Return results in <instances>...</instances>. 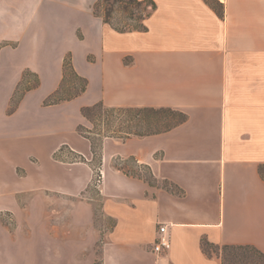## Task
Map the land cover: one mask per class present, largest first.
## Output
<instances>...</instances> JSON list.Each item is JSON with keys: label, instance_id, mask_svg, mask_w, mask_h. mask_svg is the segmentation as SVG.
I'll return each instance as SVG.
<instances>
[{"label": "crops", "instance_id": "0c3cea01", "mask_svg": "<svg viewBox=\"0 0 264 264\" xmlns=\"http://www.w3.org/2000/svg\"><path fill=\"white\" fill-rule=\"evenodd\" d=\"M98 1L0 0V195L10 198L0 211L12 217L0 215V264H220L203 253V237L264 253V0H139L155 4L146 30L124 32L94 14ZM67 53L86 89L44 105ZM25 69L39 83L9 112ZM97 102L186 116L159 133L103 139L97 189L113 220L105 230L93 199L82 198L92 152L74 131L81 108ZM33 134L44 135L43 159L17 145ZM64 145L85 161L55 158ZM114 158L142 163L153 181ZM161 224L170 248L156 252Z\"/></svg>", "mask_w": 264, "mask_h": 264}, {"label": "trees", "instance_id": "16d2710c", "mask_svg": "<svg viewBox=\"0 0 264 264\" xmlns=\"http://www.w3.org/2000/svg\"><path fill=\"white\" fill-rule=\"evenodd\" d=\"M108 2L109 0H99L94 5V14L102 17L104 22L110 24L115 30L119 32L146 30L144 21L150 15L151 10L155 8V4L151 1L125 0V9L129 12L128 18L130 22H124L123 25L118 26L109 20L110 15L113 12V7L111 4H109L106 8L105 15L96 12L97 7ZM133 6L137 8H143L142 13L139 15V20L136 23L132 18L133 12L130 9ZM62 70L63 76L59 87L45 98L43 101L44 105L56 104L61 101L70 100L85 91L87 80L75 72L72 67L71 55L69 53H67L64 57ZM68 72L71 73L74 80L71 84V87H65ZM26 73H29L28 69L23 71L20 83L24 80V75ZM31 74H33L36 81L34 85L26 88L24 92L35 88L39 83L37 76L32 72ZM15 93L16 90L14 91V94L10 100L9 112L14 110L15 106L23 95L22 93V95L14 100ZM163 114L178 116L179 119L175 120L173 124H165L162 126L161 117ZM81 115L90 122L91 127L78 124L76 131L81 136L87 138L90 141L92 152L95 151L96 146L94 138L92 137L94 135L99 136L101 141L105 137H113L119 140H125L130 136H144L166 131L186 119L185 114L171 108L111 107L104 105L102 102H97L93 105L82 107ZM124 117H127V119L125 120ZM96 130H101V132H97ZM57 152L54 154V157L59 159V157H57ZM79 158H81L80 155ZM100 163L101 160L99 161L98 166ZM116 167L123 171L121 167L117 165ZM92 168L94 169V166H92ZM259 173L264 178V166H260ZM147 181L151 182L150 180ZM200 246L203 253L208 257L216 256L219 258L220 264H264V253L252 245H217L209 242L203 237L200 241Z\"/></svg>", "mask_w": 264, "mask_h": 264}, {"label": "rangeland", "instance_id": "374dc122", "mask_svg": "<svg viewBox=\"0 0 264 264\" xmlns=\"http://www.w3.org/2000/svg\"><path fill=\"white\" fill-rule=\"evenodd\" d=\"M125 0H109L108 3H103L101 4L99 7H97L96 12L102 15H105V10L108 7L109 4L112 5L113 7V12L110 15L109 20L113 23L116 24L118 26H121L124 24V22H130L129 20V12L128 10L125 9V4H124ZM133 12V20H135V23L139 20V15L142 13L143 8H137V7H131L130 8ZM20 57L25 56L24 53H19ZM26 72V71H25ZM28 72V71H27ZM36 79L33 76V74H31L30 70L29 73H26L24 75V80L19 84H17L15 90V96H14V100H16L20 95H22V93L24 92V90L28 87H31L32 85H34ZM73 78L70 72H68L67 74V78H66V84L65 87L68 86H72V82H73ZM14 90V91H15ZM14 94V92H13ZM13 106V104H12ZM124 119L126 120L127 117H124ZM179 119L178 116H173V115H169V114H163L161 117V125H165V124H173L175 122V120ZM96 122V121H95ZM86 127H91V124L88 120H86L85 118H82V121L78 122ZM74 127V131H76L77 128V124ZM97 132H101V130H96ZM77 133V131H76ZM78 134V133H77ZM65 135L68 136L70 139L74 138V133L71 131V129L67 128ZM94 138L95 141V151L92 152L91 157H90V163L92 166H94V175H93V185L90 186L89 191L84 194V196H82V198H92L93 199V203L95 206V224L105 230L108 229L112 223L113 220L110 218H107L105 216H103L102 212H101V197L99 195L98 189H97V185H98V180H100L101 178V173H100V168H101V163H102V159H101V144L102 141L100 140V137L97 135L92 136ZM26 137H17V145L21 146L23 148V146H26L25 151H32L34 153H37L40 156V159H43L44 156H42L40 153H44V135L43 134H33L30 137H27V139H25ZM104 139V138H103ZM25 140H27V143L25 142ZM29 142V143H28ZM27 144V145H26ZM28 144H32V145H28ZM36 144H40L43 146V148L38 147V149H36ZM21 147L18 149V153H17V158L22 157V154H20L21 151ZM24 155V154H23ZM33 156H36L35 154H33ZM81 156V155H80ZM57 157H59V159H62L64 161H85V158L83 156H81V158H79V154L76 153L75 151H73L69 146L64 145L62 146L59 151L57 152ZM101 160V163L98 166L99 161ZM19 161V160H18ZM112 164L113 165H117L119 167H121L123 169L124 172H127V174L129 175H133V176H139L142 177L146 180H150L153 181V177L150 174V171L148 170V168L143 165L142 163H139L138 161L132 159V158H114L112 160ZM27 168V171L32 174V176H38L39 174H41V170H39L37 167L33 166V165H29ZM39 171V172H37ZM18 173L22 174L23 172L21 170L18 169ZM19 182H17L18 184ZM14 184V182H13ZM26 192L23 191L22 193H20V198L21 199H27L26 197ZM37 196H34L33 198L37 199V200H43L44 201V192H39L36 194ZM10 198H8V196H2L0 195V204H3L4 202H7V200H9ZM0 215L5 219V223H10L12 221V217L10 215V213H7L5 211H0ZM9 216V219H8ZM4 222V221H3ZM56 258V257H54ZM45 261V260H44ZM50 263H58L57 259H49ZM52 261H56V262H52ZM46 262V261H45Z\"/></svg>", "mask_w": 264, "mask_h": 264}, {"label": "built area", "instance_id": "2783aa9c", "mask_svg": "<svg viewBox=\"0 0 264 264\" xmlns=\"http://www.w3.org/2000/svg\"><path fill=\"white\" fill-rule=\"evenodd\" d=\"M168 248H170V241L168 239V236L166 235V225L161 224L158 228V236L156 237L153 250L159 252Z\"/></svg>", "mask_w": 264, "mask_h": 264}]
</instances>
